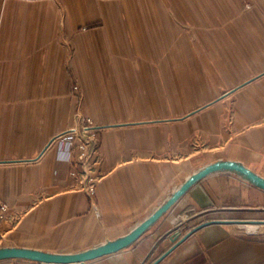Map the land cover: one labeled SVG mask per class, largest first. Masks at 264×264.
Here are the masks:
<instances>
[{"label":"crops","instance_id":"crops-1","mask_svg":"<svg viewBox=\"0 0 264 264\" xmlns=\"http://www.w3.org/2000/svg\"><path fill=\"white\" fill-rule=\"evenodd\" d=\"M242 2L0 0V247L75 253L116 240L212 162L264 176L263 63L241 47L264 44V22L249 23ZM89 120L92 198L55 139ZM71 158L79 169L77 149ZM238 213L264 217V188L210 173L133 244L86 264H150L175 235ZM260 225L209 224L158 264H264Z\"/></svg>","mask_w":264,"mask_h":264},{"label":"water","instance_id":"water-1","mask_svg":"<svg viewBox=\"0 0 264 264\" xmlns=\"http://www.w3.org/2000/svg\"><path fill=\"white\" fill-rule=\"evenodd\" d=\"M256 78V77H255ZM255 78L247 80L245 84L253 81ZM237 88L232 89L229 93L235 91ZM226 95V94H225ZM48 147V146H47ZM220 170H231L236 171L244 176H246L249 180L256 183L257 185L264 188V176L254 172L244 164H241L232 160H220L216 162H212L202 167L200 170L196 171L189 178H187L173 193L171 196L167 198V200L161 204L152 214L146 217L142 222L137 224L129 233L126 235L101 244L99 246H95L93 248L75 252V253H52L45 252L30 248H21V247H0V260L3 259H27L38 261L46 264H78V263H86L90 260L97 259L99 257L109 255L120 250H123L133 244L139 237H141L146 230L154 224L157 220H159L162 215L167 212L186 192L187 190L198 180L207 176L210 173L220 171ZM244 222H264V220H255V219H211L204 221L191 230H189L183 237L178 238L175 235L173 239L175 243L163 254H161L158 258H156L150 264H158L162 261L169 253H171L177 246H179L182 242H184L192 233L197 230L207 226L209 224L214 223H222V224H237Z\"/></svg>","mask_w":264,"mask_h":264},{"label":"built area","instance_id":"built-area-1","mask_svg":"<svg viewBox=\"0 0 264 264\" xmlns=\"http://www.w3.org/2000/svg\"><path fill=\"white\" fill-rule=\"evenodd\" d=\"M90 123L91 120H89L88 124L75 125L55 139L59 140V146L62 147L66 153L65 161L67 162V166H65V168L67 169V173L78 177L80 188L87 192L88 196L92 198L99 177L94 173V167L91 163L92 156L98 153V140L96 126ZM75 149L78 150L77 163L79 164V169L72 170L69 164L73 161L71 157ZM65 168H62V170ZM9 222V207L0 197V243L5 238V232L8 230Z\"/></svg>","mask_w":264,"mask_h":264},{"label":"rangeland","instance_id":"rangeland-1","mask_svg":"<svg viewBox=\"0 0 264 264\" xmlns=\"http://www.w3.org/2000/svg\"><path fill=\"white\" fill-rule=\"evenodd\" d=\"M246 3H247V11H248L247 20L249 21V23H251V22H255V23L264 22V0H246V2H242L243 6ZM260 31H264V30H260ZM252 35H254V34L252 33ZM231 47H233V49H234V46H231ZM241 47L245 48V50H246L245 52H243V54H245L246 57L248 58V64H256V65L258 64V67H259L263 63V67H259L258 70L264 71V44L263 45H261V44H257V45L247 44L246 46H241ZM235 48H236V46H235ZM242 62H243V59H242ZM77 87L78 86H76V88ZM215 216L216 215H211V219H258V220H264V217L250 218L248 216H244V214H241V213L228 214V215L227 214H225V215L219 214V215H217V218H215ZM224 216L227 218H225ZM204 221L205 220H202V221H200V223H202ZM194 224L195 223L191 224V226Z\"/></svg>","mask_w":264,"mask_h":264},{"label":"bare ground","instance_id":"bare-ground-1","mask_svg":"<svg viewBox=\"0 0 264 264\" xmlns=\"http://www.w3.org/2000/svg\"><path fill=\"white\" fill-rule=\"evenodd\" d=\"M245 223H255V224H262L260 225L262 228H264V222H244V223H237V225L239 224H245Z\"/></svg>","mask_w":264,"mask_h":264}]
</instances>
